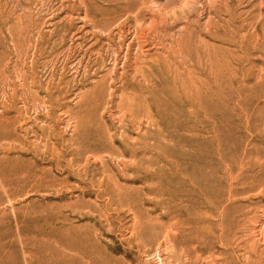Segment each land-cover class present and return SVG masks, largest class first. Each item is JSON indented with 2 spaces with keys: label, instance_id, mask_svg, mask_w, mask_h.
Returning a JSON list of instances; mask_svg holds the SVG:
<instances>
[{
  "label": "rangeland",
  "instance_id": "rangeland-1",
  "mask_svg": "<svg viewBox=\"0 0 264 264\" xmlns=\"http://www.w3.org/2000/svg\"><path fill=\"white\" fill-rule=\"evenodd\" d=\"M0 264H264V0H0Z\"/></svg>",
  "mask_w": 264,
  "mask_h": 264
},
{
  "label": "bare ground",
  "instance_id": "bare-ground-1",
  "mask_svg": "<svg viewBox=\"0 0 264 264\" xmlns=\"http://www.w3.org/2000/svg\"><path fill=\"white\" fill-rule=\"evenodd\" d=\"M158 107H159V106H158ZM149 121H150V120H149ZM163 121H164V120H163ZM162 123H163V122H162ZM157 124H159V123L157 122ZM158 127H159V126H158ZM154 128H155V127H154ZM163 130H164V129H163ZM149 135H150V134H149ZM151 135H154V134H151ZM151 135H150V136H151ZM142 141H143V140H142ZM145 141L147 142V141H149V139H148V140L146 139ZM152 141H153V139H152ZM155 142H156V141H155ZM128 145H129V144H128ZM134 146H135V145H134ZM132 149H133V148H132ZM77 151H78V150H77ZM132 153H134V152H132ZM122 154H123V152L121 153L120 156H122ZM134 154H135V153H134ZM256 154H257V153H256ZM80 155H81V154H80ZM136 155H137V153H136ZM134 156H135V155H134ZM125 167H127V166H125ZM107 169H108V168H107ZM156 261H157V260H156Z\"/></svg>",
  "mask_w": 264,
  "mask_h": 264
}]
</instances>
